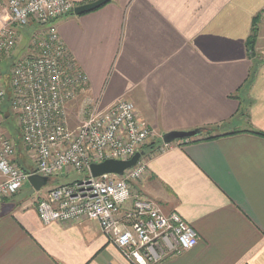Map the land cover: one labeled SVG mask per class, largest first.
Wrapping results in <instances>:
<instances>
[{
	"label": "crops",
	"instance_id": "1",
	"mask_svg": "<svg viewBox=\"0 0 264 264\" xmlns=\"http://www.w3.org/2000/svg\"><path fill=\"white\" fill-rule=\"evenodd\" d=\"M71 1L75 8L95 0ZM4 6L0 0V29ZM53 24L99 110L127 101L160 136L201 131L197 143L163 153L156 141L133 185L197 235L193 249L160 264H264V137L252 133L264 135V0H112ZM38 30H16L8 62L28 55ZM15 124L3 104L0 134L30 172ZM25 186L0 201V264H131L96 222L44 226L36 207L52 188L28 184L30 194Z\"/></svg>",
	"mask_w": 264,
	"mask_h": 264
},
{
	"label": "built area",
	"instance_id": "2",
	"mask_svg": "<svg viewBox=\"0 0 264 264\" xmlns=\"http://www.w3.org/2000/svg\"><path fill=\"white\" fill-rule=\"evenodd\" d=\"M4 1L0 56L16 48L17 29L35 24L41 30L32 34L28 55L15 60L9 73V110L35 166L30 172L20 169L13 161L15 143L0 134V201L17 194L33 175L52 182L55 177L86 173L81 181L52 188L38 202L44 226L96 222L131 264H160L193 249L198 241L194 230L176 213L163 215L133 188L147 171L146 147L159 141L156 152L163 153L171 145L161 144V136L136 115L131 103L118 101L99 110L86 97L88 77L53 24L73 12L72 1ZM5 97L0 85V108ZM79 98L83 102L75 110ZM75 111L76 126L71 127ZM140 152L144 153L140 161L121 177L93 178L89 173L92 164L127 161Z\"/></svg>",
	"mask_w": 264,
	"mask_h": 264
},
{
	"label": "water",
	"instance_id": "3",
	"mask_svg": "<svg viewBox=\"0 0 264 264\" xmlns=\"http://www.w3.org/2000/svg\"><path fill=\"white\" fill-rule=\"evenodd\" d=\"M110 1L112 0H95L90 4L75 7L73 10V14L75 16H81L93 12L108 4ZM200 134V130H193L190 132H170L162 135L161 141L164 145H173L176 142L194 139ZM143 154V152L136 153L131 159L127 161L108 160L99 164H92L89 167V173L93 178H98L104 175L121 177L125 171L136 165ZM27 183L33 188V190L38 192L42 187L46 186L49 183V179L46 177L33 175L28 178Z\"/></svg>",
	"mask_w": 264,
	"mask_h": 264
},
{
	"label": "rangeland",
	"instance_id": "4",
	"mask_svg": "<svg viewBox=\"0 0 264 264\" xmlns=\"http://www.w3.org/2000/svg\"><path fill=\"white\" fill-rule=\"evenodd\" d=\"M28 32H30V31H28ZM10 54L11 53L9 52L7 55L3 54L2 56H0V61H4V63H5V65L2 67L1 73H0V84L1 85H3V84L6 85V82H7L8 78H9V73H10L11 65H12V61H11V63L8 62ZM76 114H77V112L75 111L73 113V116L71 117V121H70L71 122V127H75L76 126V119L74 118ZM18 133H19V131L15 132V137L18 136ZM85 176H86V173H83V174L72 173V174H69V175L55 177L51 183L47 184L46 188H54V187H58L60 185H67V184H70V183L75 182V181H81V180H83V178ZM24 190L26 192L27 191L30 192V194L33 192L30 189V187L28 186V184L25 186Z\"/></svg>",
	"mask_w": 264,
	"mask_h": 264
},
{
	"label": "trees",
	"instance_id": "5",
	"mask_svg": "<svg viewBox=\"0 0 264 264\" xmlns=\"http://www.w3.org/2000/svg\"><path fill=\"white\" fill-rule=\"evenodd\" d=\"M253 38H250L247 42V47H248V51H252V47H253ZM12 67V65H11ZM251 77H252V74H251ZM3 87L5 88V91H6V97H5V101H4V104L7 106L8 105V108H9V104H10V100H11V91H10V87H9V78L6 82V85L3 84ZM243 112V110L241 111ZM253 134L255 135H260L262 137H264V135H261L257 132H252ZM199 141V139H190V140H186V141H181L179 143H182V144H192V143H197ZM154 146V144H151L149 146L146 147V150H149V149H152V147ZM145 150V151H146ZM145 156V155H144Z\"/></svg>",
	"mask_w": 264,
	"mask_h": 264
},
{
	"label": "bare ground",
	"instance_id": "6",
	"mask_svg": "<svg viewBox=\"0 0 264 264\" xmlns=\"http://www.w3.org/2000/svg\"><path fill=\"white\" fill-rule=\"evenodd\" d=\"M161 144H163L162 141H161ZM140 159H141V158H140ZM140 159H139V161H140ZM139 161H138V162H139ZM138 162H137V163H138ZM137 163H136V164H137ZM17 166H18V165H17ZM18 167H19V166H18ZM15 195H16V194H15Z\"/></svg>",
	"mask_w": 264,
	"mask_h": 264
}]
</instances>
